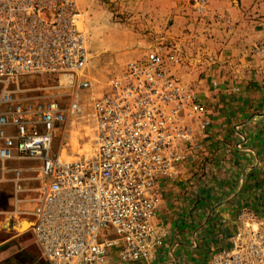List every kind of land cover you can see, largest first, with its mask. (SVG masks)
Returning a JSON list of instances; mask_svg holds the SVG:
<instances>
[{
	"label": "built area",
	"instance_id": "2783aa9c",
	"mask_svg": "<svg viewBox=\"0 0 264 264\" xmlns=\"http://www.w3.org/2000/svg\"><path fill=\"white\" fill-rule=\"evenodd\" d=\"M191 1L203 9L208 0ZM81 20L78 0H0V161L41 162L33 231L51 264L137 261L161 241V185L176 176L192 139L186 117L205 109L174 70L185 61L178 48L156 47L94 97L95 153H54L56 130L83 111L81 91L92 85L83 76L90 51ZM39 73L68 82L69 103L20 97L23 78ZM230 242L202 264H264V214L242 207Z\"/></svg>",
	"mask_w": 264,
	"mask_h": 264
},
{
	"label": "rangeland",
	"instance_id": "374dc122",
	"mask_svg": "<svg viewBox=\"0 0 264 264\" xmlns=\"http://www.w3.org/2000/svg\"><path fill=\"white\" fill-rule=\"evenodd\" d=\"M78 3L90 51L83 76L92 85L81 91L83 111L56 130L54 153L67 160L93 155L94 97L105 92L129 61L166 46H175L181 52L184 64L174 70L197 91L205 109L202 114L186 117L193 134L179 159L176 176L201 173L202 156L217 165V156L222 152L250 153L247 136L235 125L233 116L226 122L229 132L225 145L218 146L224 138L205 141L215 112L231 109L243 92L250 93L253 106L264 110V0H208L203 9L191 0H78ZM240 43L244 50L239 52ZM223 48L233 49L222 56ZM72 89L66 81L58 84L51 74H32L23 78L20 97L38 99L51 95L69 103ZM226 118L225 115L220 120ZM207 120L210 122L206 123ZM40 166V160L21 156L0 161V264H51L33 231V211L42 187ZM246 206L258 215L264 214L262 207L259 210L253 205Z\"/></svg>",
	"mask_w": 264,
	"mask_h": 264
},
{
	"label": "crops",
	"instance_id": "0c3cea01",
	"mask_svg": "<svg viewBox=\"0 0 264 264\" xmlns=\"http://www.w3.org/2000/svg\"><path fill=\"white\" fill-rule=\"evenodd\" d=\"M233 48H223L220 54L224 56ZM246 92L231 109L215 112L205 143L224 138L218 146L225 145L229 132L226 122L233 116L235 125L247 136L250 153L222 152L217 165L202 156L201 173L166 179L157 212L160 231L166 233L160 243L141 260L122 262L113 257L107 264L205 263L214 252L231 246L230 237L242 207L264 208L258 203H264V110L253 106V98ZM225 115L226 120H220Z\"/></svg>",
	"mask_w": 264,
	"mask_h": 264
},
{
	"label": "bare ground",
	"instance_id": "6f19581e",
	"mask_svg": "<svg viewBox=\"0 0 264 264\" xmlns=\"http://www.w3.org/2000/svg\"><path fill=\"white\" fill-rule=\"evenodd\" d=\"M66 159V158H65ZM74 159H76V158H74ZM74 159H68V160H74ZM67 160V159H66Z\"/></svg>",
	"mask_w": 264,
	"mask_h": 264
}]
</instances>
